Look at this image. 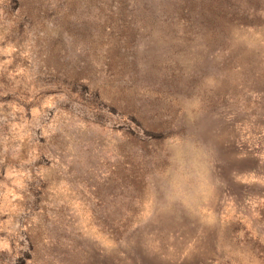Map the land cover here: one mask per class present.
I'll list each match as a JSON object with an SVG mask.
<instances>
[{
	"label": "rangeland",
	"instance_id": "obj_1",
	"mask_svg": "<svg viewBox=\"0 0 264 264\" xmlns=\"http://www.w3.org/2000/svg\"><path fill=\"white\" fill-rule=\"evenodd\" d=\"M0 264H264V0H0Z\"/></svg>",
	"mask_w": 264,
	"mask_h": 264
}]
</instances>
